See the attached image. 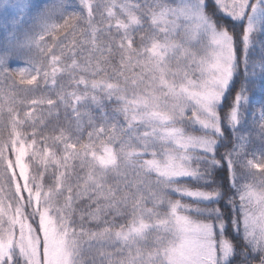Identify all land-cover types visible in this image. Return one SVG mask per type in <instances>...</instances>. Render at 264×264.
I'll return each instance as SVG.
<instances>
[{"label":"snow or ice","instance_id":"6c2138e0","mask_svg":"<svg viewBox=\"0 0 264 264\" xmlns=\"http://www.w3.org/2000/svg\"><path fill=\"white\" fill-rule=\"evenodd\" d=\"M0 264H264V0H0Z\"/></svg>","mask_w":264,"mask_h":264},{"label":"rangeland","instance_id":"374dc122","mask_svg":"<svg viewBox=\"0 0 264 264\" xmlns=\"http://www.w3.org/2000/svg\"><path fill=\"white\" fill-rule=\"evenodd\" d=\"M241 172V169L238 168V174ZM221 176L225 175V173L221 172ZM223 178V177H222ZM238 183H243V180L238 181Z\"/></svg>","mask_w":264,"mask_h":264},{"label":"trees","instance_id":"16d2710c","mask_svg":"<svg viewBox=\"0 0 264 264\" xmlns=\"http://www.w3.org/2000/svg\"><path fill=\"white\" fill-rule=\"evenodd\" d=\"M220 176H221V174H220ZM224 176H225V175H222L221 178L224 177Z\"/></svg>","mask_w":264,"mask_h":264}]
</instances>
